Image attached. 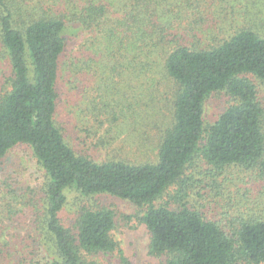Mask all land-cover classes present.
<instances>
[{"label":"trees","instance_id":"trees-1","mask_svg":"<svg viewBox=\"0 0 264 264\" xmlns=\"http://www.w3.org/2000/svg\"><path fill=\"white\" fill-rule=\"evenodd\" d=\"M74 37H84L82 49L65 63ZM0 43L12 69L0 96V162L28 144L43 169L52 264H98L99 255L131 264L103 196L142 209L159 264L264 263V198L236 213L228 206L222 216L205 209L207 187L226 199L239 177L232 168L260 184L264 197V104L254 80L264 83V0H0ZM64 63L71 82H99L75 113L85 142L109 157L77 150L57 123ZM215 92L228 103L206 124ZM159 98L166 124L155 158L123 156L122 136L141 133ZM69 191L79 202L76 232L62 219ZM1 254L2 247L0 262Z\"/></svg>","mask_w":264,"mask_h":264},{"label":"rangeland","instance_id":"rangeland-1","mask_svg":"<svg viewBox=\"0 0 264 264\" xmlns=\"http://www.w3.org/2000/svg\"><path fill=\"white\" fill-rule=\"evenodd\" d=\"M83 41L84 37H74L69 41L63 62L69 63L74 56L79 55ZM11 75L10 60L0 43V96L9 89ZM72 78L70 69L66 67V64L63 65L57 84L59 91L57 123L77 150L90 153L102 160L112 154L108 155L106 152L99 151L96 146L91 144V140L85 142L88 138L84 135L80 118L78 119L75 113L78 101L86 89L89 88V97L96 96L94 88L98 86L99 82L97 84L96 79L92 76H87L82 82L80 79L79 81L74 79L75 81L71 82ZM254 80L259 90L260 99L264 104V83ZM97 91L100 96L105 94L101 87ZM227 101L228 97L224 92H215L206 100V124L213 123L217 119L219 113L228 103ZM162 104L159 98L155 105L146 111L145 126L141 128V133L127 132L122 136L123 142L126 144V148L121 151L123 156L134 160L155 158L160 129L163 128L162 122L164 121L166 124V120H163V113H161ZM117 145L119 146L121 143L117 142ZM237 171L236 168H232V172L238 173L239 177L236 176L237 178L228 186L229 191L225 190L226 199L220 197V201H218L215 197V190H210L207 187L205 209L212 211L213 216H222L228 206L232 208L233 213L239 212V208L242 210L252 209L255 207L254 202L257 199L264 198L260 193L261 185L253 184V180H250L248 174ZM189 172H193V168ZM43 181L44 171L38 165L33 150L28 144L16 145L1 160L0 247H2V260L0 264H52V239L46 231L42 215L40 188ZM198 185L194 183V186ZM173 190H175V186L171 187L155 203L167 200ZM68 194L70 202L62 213V219L67 227L76 232L75 217L79 202L76 192L69 191ZM100 201L111 205L116 211V224L112 235L123 249L129 262L131 264H159L160 260L150 254L151 233L141 220L142 209L131 201L116 197L103 196ZM96 258L98 264L121 263L110 255H99Z\"/></svg>","mask_w":264,"mask_h":264}]
</instances>
